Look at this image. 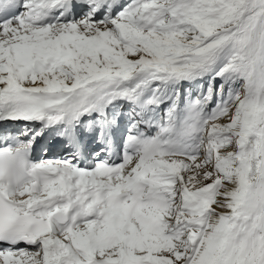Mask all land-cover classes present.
Here are the masks:
<instances>
[{
  "label": "snow or ice",
  "instance_id": "snow-or-ice-1",
  "mask_svg": "<svg viewBox=\"0 0 264 264\" xmlns=\"http://www.w3.org/2000/svg\"><path fill=\"white\" fill-rule=\"evenodd\" d=\"M0 264H264V0H0Z\"/></svg>",
  "mask_w": 264,
  "mask_h": 264
}]
</instances>
